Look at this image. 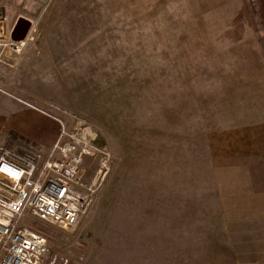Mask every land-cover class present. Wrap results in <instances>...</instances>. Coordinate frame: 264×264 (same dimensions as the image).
I'll return each instance as SVG.
<instances>
[{"label":"rangeland","instance_id":"obj_1","mask_svg":"<svg viewBox=\"0 0 264 264\" xmlns=\"http://www.w3.org/2000/svg\"><path fill=\"white\" fill-rule=\"evenodd\" d=\"M247 1L264 31V0ZM0 4V39L34 37L21 53L2 50L0 154H47L56 128L84 117L113 157L76 226L29 221L48 235L45 264H264V212L244 197L255 191L217 182L227 173L207 146L208 132L232 120L220 109L236 102H218L223 87L208 83L206 62L231 53L229 32L244 23L209 21L190 0ZM84 168L91 179L96 165Z\"/></svg>","mask_w":264,"mask_h":264},{"label":"built area","instance_id":"obj_2","mask_svg":"<svg viewBox=\"0 0 264 264\" xmlns=\"http://www.w3.org/2000/svg\"><path fill=\"white\" fill-rule=\"evenodd\" d=\"M29 35L0 39L5 47L21 53ZM97 125L77 117L64 123L49 153L22 155L5 149L0 154V264H45L50 251L48 236L29 221L37 219L63 229L76 226L94 205L109 176L112 153L99 144ZM96 165L87 178L85 165Z\"/></svg>","mask_w":264,"mask_h":264},{"label":"crops","instance_id":"obj_3","mask_svg":"<svg viewBox=\"0 0 264 264\" xmlns=\"http://www.w3.org/2000/svg\"><path fill=\"white\" fill-rule=\"evenodd\" d=\"M190 5L196 14V7L204 6L205 14L212 17L207 19L209 21L244 23L242 28L229 32L228 36L235 39L230 42L234 47L231 53L220 54V61L206 62V70H212L206 77L208 83L223 87L218 102H236L220 109L232 120L208 132L207 146L217 174L227 173V177L218 176L216 181H243L245 185L239 189L255 191L247 192L244 197L256 196L257 212H264V31L252 24L253 14L247 0H190ZM209 7H213L212 10ZM0 8L6 23L7 8L5 4H0ZM61 17L64 20V14ZM221 33L224 36L226 30ZM224 44L227 43L214 46L224 48ZM59 131L56 128L46 146L39 148L50 151Z\"/></svg>","mask_w":264,"mask_h":264},{"label":"water","instance_id":"obj_4","mask_svg":"<svg viewBox=\"0 0 264 264\" xmlns=\"http://www.w3.org/2000/svg\"><path fill=\"white\" fill-rule=\"evenodd\" d=\"M24 24V23H23ZM23 27V26H22ZM21 27V29H22V31H24L25 29H24V27L22 28ZM23 37H25L24 35L23 36H21L20 38H23ZM19 39V38H18Z\"/></svg>","mask_w":264,"mask_h":264},{"label":"trees","instance_id":"obj_5","mask_svg":"<svg viewBox=\"0 0 264 264\" xmlns=\"http://www.w3.org/2000/svg\"><path fill=\"white\" fill-rule=\"evenodd\" d=\"M42 230V229H41ZM45 233V232H44ZM46 234V233H45ZM48 236V235H47Z\"/></svg>","mask_w":264,"mask_h":264}]
</instances>
